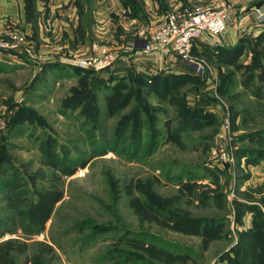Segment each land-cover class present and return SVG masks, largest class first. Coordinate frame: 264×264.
<instances>
[{"label":"rangeland","instance_id":"374dc122","mask_svg":"<svg viewBox=\"0 0 264 264\" xmlns=\"http://www.w3.org/2000/svg\"><path fill=\"white\" fill-rule=\"evenodd\" d=\"M70 1L80 14L74 28L71 17L50 22L45 9L29 25L21 13L0 24V244H27L16 264H230L221 254L239 231L258 232L264 242V39L231 61L215 50L220 39H203L191 64L175 54L180 70L165 82L155 78L164 69L129 51L133 39L150 40L154 8L137 16L154 21L153 29L137 20L139 29L119 30L114 23L128 13L123 0L121 10L111 0ZM176 2L158 16L231 4ZM71 12L69 3L56 17L68 22ZM108 12L110 34L121 40L100 35ZM109 53L116 60L105 69L74 63ZM122 78L123 97L109 118L105 89ZM46 188L64 196L41 229L33 206ZM171 211L196 222L179 225Z\"/></svg>","mask_w":264,"mask_h":264},{"label":"crops","instance_id":"0c3cea01","mask_svg":"<svg viewBox=\"0 0 264 264\" xmlns=\"http://www.w3.org/2000/svg\"><path fill=\"white\" fill-rule=\"evenodd\" d=\"M26 1L27 0H0V24L1 23L3 24V21H5L6 19L8 20L9 17L11 19L14 17L16 18V15L19 13H21V14H19L20 18H21V24H23V25H26V23H27V25L31 24L30 21L27 20V18H26ZM103 1H105L104 3L110 4L109 0H103ZM178 1H180V2H176V3L181 5V3H186V1H188V0H178ZM75 2H76V0H75ZM111 2L114 5H116L120 10L123 8L121 5L122 0H111ZM143 2H144V7L147 10L146 11L147 13L149 11V6H150V9L154 8L155 15L157 16V19H158L157 25L155 24L154 21L143 20L141 18H137V15L131 14V11L128 9H127L128 13H126V14L121 13L120 16H123V17L122 18L120 17L119 21H116L113 25L112 24V17H111L112 12H108L109 14H105L104 18L102 19V20H104V22L102 23L100 21L103 24L102 25L103 29H105V32L100 33V35L101 34L104 35L103 36L104 39L107 38V39L112 40V39H114V37H116L115 40H117V39L121 40L122 37L115 36V35L112 36L110 34L111 30L113 29L112 25L114 27L116 26L119 30H122V29L128 30L131 26H134L135 28L139 29L140 27H137L138 25H136V23L138 21H140L144 27H147V28L150 27L151 29L154 28L153 27L154 25H156V27H157L159 24H161L165 20V16H163V15L158 16L157 10L159 9V7L161 8L159 2L157 0H143ZM174 2H175V0H165V4L167 5V7L165 9L161 8V11L166 10L169 6L174 7L176 5V4H174ZM215 2L219 3L220 6L224 5L226 2H231V4H229L230 7H228L232 11V14H230L229 19H228V30L225 33V35H222L219 38L220 39L219 43L222 46L235 45L238 43L239 39L242 38L244 35L251 33V32H253L254 35H257V34H260L264 30V26L259 27V25H256V23L258 24V22L256 19L257 17L254 13L255 5L263 4L262 6L264 7V0H215ZM69 3H70V9L71 10L73 9V12H71V14H70L71 16L66 14V15H68V22L65 21L67 18H64V19L57 18L56 14H59L60 16L65 15L66 8L68 7ZM185 6H189V5H185ZM183 7L184 6H181L177 9H181ZM35 8L38 9V11H40V10L43 11L45 9L46 15L48 17L50 16L47 19H49L50 22H54L55 25H59L60 24L59 21L63 22L64 24H70V22H71L70 17H71L74 20V21H72L71 26H73V28H74L75 25H77L78 19L80 18V14L78 12L77 6H73V2H71L70 0H66V2H62V3L53 4L51 6L44 5L41 0H35ZM119 14L120 13H117V15H119ZM113 15H115V14H112V16ZM51 16H54L53 21L51 20ZM72 16H74V17H72ZM100 22L97 19L96 24L95 23H93V24H95V26L99 29L100 28L99 27ZM108 31H109L110 35H108ZM67 35H68V33L65 32L64 37H65V40L66 39L68 40V42L64 41V42H62V44H68L69 45L68 36H70V35H68V36ZM127 35H129V32ZM225 38L227 39V42L225 41ZM203 39H207L208 41H215L216 40V39L209 38V37L203 38ZM199 41H201V40H199ZM107 43H108V41H107ZM118 43H120V42H118ZM198 46H201V45L199 44ZM129 47H130L129 51L132 52L131 56L135 55V57L137 58V61H139L141 63H144L145 61H151V63H153V66H155L157 69L162 70V71L164 69L166 71V73L174 72V71L179 72L178 70H180V69L176 68L177 66H176L175 58L177 56L174 53H167L166 55H163V56H160L157 52L147 53L143 48L144 44L137 41V39L136 40L133 39V42H131V45ZM90 48L94 49V50H102V49H98L100 47L95 46V45L91 46ZM104 50H106V49L104 48ZM178 62H179V60H178ZM122 65H123V60H121L118 63V66H119L118 71L120 69H122Z\"/></svg>","mask_w":264,"mask_h":264},{"label":"trees","instance_id":"16d2710c","mask_svg":"<svg viewBox=\"0 0 264 264\" xmlns=\"http://www.w3.org/2000/svg\"><path fill=\"white\" fill-rule=\"evenodd\" d=\"M161 6V8L165 9L167 5L165 4V0H157ZM125 6L128 10L133 12L138 16L139 13H144L141 1L138 0H123ZM141 2V3H140ZM81 7V6H80ZM35 0H27L26 1V18L27 20H32L35 14ZM264 39V30L261 32L258 38H251L249 36H243L239 39L238 43L232 46H222L219 44L216 46L215 50L219 51L218 55L228 58L230 61L233 58H237L244 53L247 52L246 44L254 43L256 40L258 41ZM201 41L203 39H200ZM199 41V40H198ZM248 47V46H247ZM251 49V45H250ZM216 55V54H215ZM222 59V58H221ZM257 61V56H256ZM60 64H55L54 67H58ZM46 67V66H44ZM42 73V71H41ZM158 78L162 81L169 79L172 75H168L166 72L162 75H157ZM40 77V75H39ZM125 79V78H124ZM124 79L122 78L114 87H111L110 84L106 87V113L109 118L114 117L117 114L118 105L122 100L123 93L119 90V86L124 83ZM171 139L176 137L179 138L181 134L174 133L169 130ZM67 175H71L74 173L73 170H67ZM56 187V186H55ZM64 196L63 190L58 188H46L44 190H40L38 194V200L34 203L33 206V215L36 220V224L40 225V228L43 229L44 225L48 222V220L52 217L53 210L55 205L62 200ZM255 214L262 218L261 210L257 208H252ZM172 212V211H171ZM172 219L176 221L177 224L193 227L196 220L191 217H187L184 215H179L178 213L172 212ZM262 220V219H261ZM241 221V220H240ZM264 223V220L261 221ZM259 233L250 230H241L239 231L237 241L230 247V249L223 251L221 254V258L227 260L230 264H264V242L259 238ZM53 249L51 246H49ZM27 249L26 243H21L17 245V241L13 239H9L0 244V264H16L15 261V253L24 252ZM26 264H30L26 262Z\"/></svg>","mask_w":264,"mask_h":264},{"label":"built area","instance_id":"2783aa9c","mask_svg":"<svg viewBox=\"0 0 264 264\" xmlns=\"http://www.w3.org/2000/svg\"><path fill=\"white\" fill-rule=\"evenodd\" d=\"M254 10L259 20L264 21V7H256ZM228 13V8L213 4H198L174 10L152 31L150 40L143 48L147 53L157 52L160 56L174 53L185 64H191L192 50L198 40L207 37L217 40L225 35L228 30ZM11 35L17 41H25L26 38L13 33ZM115 60L116 55L109 53L74 63L83 68L105 69Z\"/></svg>","mask_w":264,"mask_h":264},{"label":"water","instance_id":"95a60500","mask_svg":"<svg viewBox=\"0 0 264 264\" xmlns=\"http://www.w3.org/2000/svg\"><path fill=\"white\" fill-rule=\"evenodd\" d=\"M144 44H146V41H145V43Z\"/></svg>","mask_w":264,"mask_h":264}]
</instances>
